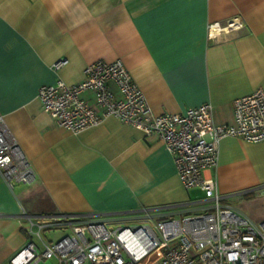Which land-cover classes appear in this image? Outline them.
<instances>
[{
	"label": "crops",
	"instance_id": "0c3cea01",
	"mask_svg": "<svg viewBox=\"0 0 264 264\" xmlns=\"http://www.w3.org/2000/svg\"><path fill=\"white\" fill-rule=\"evenodd\" d=\"M229 20L242 26L208 37V23ZM116 58L156 113L210 102L215 122L230 123L233 100L264 89V0H0V115L36 173L12 188L0 175V264L28 240L23 211L138 222L209 204L183 187L156 135L114 116L72 133L42 110L40 85L78 82L87 64ZM204 174L222 201L236 190L253 199L264 189V141L223 138Z\"/></svg>",
	"mask_w": 264,
	"mask_h": 264
},
{
	"label": "built area",
	"instance_id": "2783aa9c",
	"mask_svg": "<svg viewBox=\"0 0 264 264\" xmlns=\"http://www.w3.org/2000/svg\"><path fill=\"white\" fill-rule=\"evenodd\" d=\"M241 26L234 20L222 27L208 23L207 35ZM82 74L75 83L58 78L39 86L41 108L55 124L76 133L114 116L145 135H156L173 156L183 187L200 189L210 202L179 217L146 214L138 222L78 214L32 217L23 211L28 240L8 264H138L160 246L165 251L157 264H264V220L254 222L223 203L217 178L204 174L217 166L223 138L264 141V89L236 97L233 121L219 124L210 102L183 113H156L120 58L93 61ZM0 175L9 188L36 180L2 115ZM54 230L63 233L56 239L42 236Z\"/></svg>",
	"mask_w": 264,
	"mask_h": 264
},
{
	"label": "rangeland",
	"instance_id": "374dc122",
	"mask_svg": "<svg viewBox=\"0 0 264 264\" xmlns=\"http://www.w3.org/2000/svg\"><path fill=\"white\" fill-rule=\"evenodd\" d=\"M245 171L239 172L237 174L238 179L247 178V173ZM243 180V179H242ZM238 190L234 191L235 193ZM232 194L227 199L223 200V203L229 204L235 210L245 214L246 216L252 219L264 218V189L259 190L258 194L253 199H245L239 194ZM222 195V193H220ZM130 214H119L115 215L113 218L119 217H129ZM63 233L62 230H54L50 232H42V236L46 238L56 239L61 236ZM164 248L158 247L156 250L151 252L148 256H146L143 260H141L138 264H157L162 254H164ZM49 264H52V260H47Z\"/></svg>",
	"mask_w": 264,
	"mask_h": 264
}]
</instances>
